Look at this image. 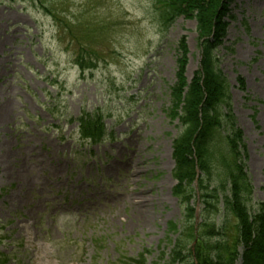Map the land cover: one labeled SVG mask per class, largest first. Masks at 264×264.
Instances as JSON below:
<instances>
[{
    "label": "rangeland",
    "instance_id": "1",
    "mask_svg": "<svg viewBox=\"0 0 264 264\" xmlns=\"http://www.w3.org/2000/svg\"><path fill=\"white\" fill-rule=\"evenodd\" d=\"M229 9L220 68L254 198L264 202V0H232ZM182 39L190 82L201 60L197 23L179 17L165 28L154 0H0V253L8 264H123L145 250L153 264L170 255L169 224L182 221L172 194L181 130L166 112ZM83 51L97 65L85 75L76 62ZM94 112L107 131L99 144L83 141L72 122Z\"/></svg>",
    "mask_w": 264,
    "mask_h": 264
},
{
    "label": "trees",
    "instance_id": "2",
    "mask_svg": "<svg viewBox=\"0 0 264 264\" xmlns=\"http://www.w3.org/2000/svg\"><path fill=\"white\" fill-rule=\"evenodd\" d=\"M154 1L165 28L179 17L196 21L201 52L199 70L189 83L186 40L178 45L176 83L166 115L181 130L173 142L172 175L182 221L169 224V234L176 236L174 242L170 240L173 249L168 256L162 253L154 264H264V202L253 197L247 145L218 56L229 28L227 21L234 19L229 9L232 0ZM88 53L83 51L76 59L83 74L97 67L93 58L84 59ZM237 82L244 91L243 78ZM72 122L78 123L83 141L97 144L106 135L101 113H84ZM150 254L146 250L125 264H147ZM188 257L191 261L185 263ZM0 263L5 261L0 258Z\"/></svg>",
    "mask_w": 264,
    "mask_h": 264
}]
</instances>
